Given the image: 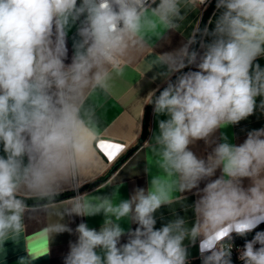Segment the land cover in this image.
<instances>
[{
	"label": "clouds",
	"instance_id": "clouds-1",
	"mask_svg": "<svg viewBox=\"0 0 264 264\" xmlns=\"http://www.w3.org/2000/svg\"><path fill=\"white\" fill-rule=\"evenodd\" d=\"M184 7L185 0H0V248L19 236L30 213L65 190L76 195L47 232L72 233L65 216L104 220L99 230L77 225L63 264H190L198 241L202 264H232L231 234L245 236L264 223V128L239 145L222 136L206 159L189 149L198 140L213 143L216 130L257 107L264 112V67L255 63L264 56V0H216L220 14L211 31L197 26L180 49L156 56L167 84L150 91L145 105L167 119L145 141L159 170L147 190L137 187L128 199L118 190L79 192L102 141L89 96L110 94L129 48L149 47L153 37L177 30ZM198 34L211 37L200 41L202 54L192 47ZM193 65L198 70L182 71ZM193 189L191 224L176 214L157 229V211L179 199L174 193ZM121 221L137 226L126 231ZM25 252L18 264H33L37 257ZM239 259L264 264V231L245 241Z\"/></svg>",
	"mask_w": 264,
	"mask_h": 264
},
{
	"label": "crops",
	"instance_id": "crops-1",
	"mask_svg": "<svg viewBox=\"0 0 264 264\" xmlns=\"http://www.w3.org/2000/svg\"><path fill=\"white\" fill-rule=\"evenodd\" d=\"M214 2L215 0L201 5L198 0H185L184 11L186 15L185 19L180 22V27L177 30L167 31L161 37H153L149 47L143 49L135 46L130 47L125 58L120 61L121 66L124 68V74L113 80L111 93L105 94L103 91L97 90L89 96L87 103L96 110L101 140L121 144L123 148L112 160H108L104 151L98 147L101 141H97L95 159L82 176L83 187L80 190L107 175L116 163L139 143L142 138L146 115L151 107L150 104L145 105L146 97L150 91L163 90L167 84V80L159 75L160 72L166 69L161 66H154L156 56L173 53L180 49L187 42V37L193 32L194 28L197 26L200 28L206 12ZM219 14L220 10L215 7L206 24L209 31L215 27V19ZM209 21H212V23H209ZM75 36L76 28L73 27L68 34V59L65 61L66 63L71 61L72 44ZM210 40L211 37L202 36L201 38L203 42H210ZM197 51L202 54L203 49L200 45ZM255 63H259L261 67H264V56L258 57ZM195 70L198 69L193 65L189 66L188 69L184 68L182 71ZM178 74L172 75L171 79L173 80ZM154 77L155 79H153ZM158 93L159 91L156 94L158 95ZM260 99V97H257V104H259ZM160 119H167V117H157L154 115L152 107L149 134L146 141L151 139L153 132H158V120ZM261 128H264V112H261L257 107L253 115L238 124L228 125L216 130L210 137L213 143L206 144L204 140H198L189 145V149L198 158L206 159L215 145L223 142L222 136H227L229 143L239 145L244 142L250 131ZM0 155H3L2 146H0ZM158 172L159 170L155 166V157L149 145L144 143L105 183L85 192L105 195L118 190L121 199H128L137 187H143L147 190L150 176L158 174ZM220 174V170H217L212 179L219 177ZM205 183L201 182L200 187L203 188ZM249 183L250 181L247 178L243 180L245 187ZM67 193H73V196L76 195V192L72 190H65L61 194ZM174 195L179 199L172 205L163 206L157 211L155 226L157 229L169 220L175 219L176 214L185 216L190 224L195 219L191 205L198 199L196 190L193 189L191 192L185 193L177 192ZM71 198L52 202L46 206H38L34 212L30 213L29 215L32 218L25 219V227L19 236L10 238L0 248V264H18L19 258L26 255L25 251H30L37 257L33 264H63L64 257L69 251L70 242L77 240V235L74 232L77 225L85 222L90 228L99 230L104 220L102 214L91 217L65 216L62 223L73 229L72 233L50 234L47 232L48 226L58 220L56 213L68 207ZM262 225L264 223H260L257 228ZM121 226L127 231L129 229L134 230L137 225L129 221H121ZM235 235L237 234L232 233L231 238ZM126 242L127 236L122 237L121 243ZM40 243H43L44 246L34 252L33 245ZM200 257L198 241L196 246L190 248L189 262L196 261Z\"/></svg>",
	"mask_w": 264,
	"mask_h": 264
},
{
	"label": "trees",
	"instance_id": "trees-1",
	"mask_svg": "<svg viewBox=\"0 0 264 264\" xmlns=\"http://www.w3.org/2000/svg\"><path fill=\"white\" fill-rule=\"evenodd\" d=\"M216 7V0L215 2L211 5V7L208 9V11L206 12L200 29L203 30L206 27L207 21L212 13V11L215 9ZM202 36H200L199 34L197 35V43L194 44L192 47L197 50L198 46L200 45V41H201ZM186 69H188V67H186ZM176 78V77H175ZM175 78L173 80H175ZM159 95V93H158ZM152 105L151 107L148 109V113L146 115V119H145V124H144V130H143V134H142V138L139 141V143L133 147L126 155H124L117 163L116 165L112 168V170L105 175L104 177L98 179L97 181L87 185L86 187H84L83 189L80 190V192H85L88 191L94 187H97L103 183H105L112 175L113 173L125 162L127 161L146 141L148 134H149V126H150V113H151V109H152ZM73 193H67V194H61L59 196L56 197L55 201H61V200H65L68 198L73 197ZM27 203L29 205H33L34 203H36L34 200L32 199H28ZM262 229H264V225L260 226L259 228H257L256 230H254L253 232H249L247 235L245 236H240V235H235L234 237L231 238V240H235L236 242H244L246 240L252 239L255 235L256 232L261 231ZM190 264H202V260L198 259L196 261L190 262Z\"/></svg>",
	"mask_w": 264,
	"mask_h": 264
},
{
	"label": "snow or ice",
	"instance_id": "snow-or-ice-1",
	"mask_svg": "<svg viewBox=\"0 0 264 264\" xmlns=\"http://www.w3.org/2000/svg\"><path fill=\"white\" fill-rule=\"evenodd\" d=\"M98 147H100L101 150L104 151V154L106 155V158L108 160H112L122 150L123 145L116 144L110 141H101ZM43 246V243L33 245V251L35 252Z\"/></svg>",
	"mask_w": 264,
	"mask_h": 264
},
{
	"label": "built area",
	"instance_id": "built-area-1",
	"mask_svg": "<svg viewBox=\"0 0 264 264\" xmlns=\"http://www.w3.org/2000/svg\"><path fill=\"white\" fill-rule=\"evenodd\" d=\"M212 1L213 0H206L205 4L211 3ZM79 192H80V189H79ZM261 231H264V229H262ZM249 240H251V239H249ZM228 242L232 244V255H231L232 264H243V262L239 259V251L243 248L245 241L244 242H236L235 240H230ZM200 259H201V257H200Z\"/></svg>",
	"mask_w": 264,
	"mask_h": 264
}]
</instances>
